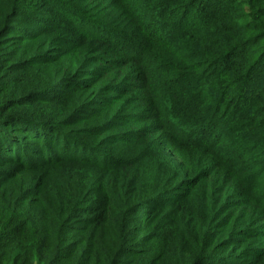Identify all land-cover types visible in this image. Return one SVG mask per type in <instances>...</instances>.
<instances>
[{
	"label": "trees",
	"instance_id": "obj_1",
	"mask_svg": "<svg viewBox=\"0 0 264 264\" xmlns=\"http://www.w3.org/2000/svg\"><path fill=\"white\" fill-rule=\"evenodd\" d=\"M211 3L0 0V264H264V8Z\"/></svg>",
	"mask_w": 264,
	"mask_h": 264
},
{
	"label": "rangeland",
	"instance_id": "obj_2",
	"mask_svg": "<svg viewBox=\"0 0 264 264\" xmlns=\"http://www.w3.org/2000/svg\"><path fill=\"white\" fill-rule=\"evenodd\" d=\"M209 1V0H208ZM211 4L215 6V4L219 5L218 7V12H220L221 9L229 10L230 8H234L233 13L238 17V14L242 16L240 19H236L238 22L244 24V25H249L252 21L250 19V14L252 11L256 9V11H260L264 8V0H211ZM232 4L233 6H229ZM211 5V6H212ZM214 11V9H213ZM208 11L203 12V14H206ZM225 13V12H224ZM258 28H251L249 31L245 33L246 36L248 37H256L258 36L257 32ZM258 47H264V41L261 39L257 43ZM9 51V49L7 50ZM20 50H18L19 54ZM18 54H16L13 60L17 59ZM246 68V67H245ZM259 72L256 71V74H262L261 77L263 76V79L256 77H253V79H248V80H243L240 81V86L243 88L245 84H254V87L257 88L258 90H264V59L262 64L260 65V69H258ZM29 74L26 73L25 71H17L15 73H10V75H4L0 76V103L6 102V107L9 108L8 111H11L10 113L13 112H20L21 110L26 111L28 110L27 107L24 108H17L15 105L18 106L17 102H14L15 98L17 95L14 94L16 90H25L27 89V82L29 79ZM261 79V80H260ZM258 81V83H255L254 81ZM16 86V90L13 91V86ZM33 108H40V106H37V103H33L32 105ZM54 107V106H51ZM58 112V110H57ZM89 171L87 167L81 166V165H72L68 167H62L60 169H57L55 171L56 177H65V178H74L77 175H84ZM57 191L56 187L50 188L46 194L45 197L52 202L54 198L57 196ZM25 220L19 219L17 222L21 223ZM16 222V223H17ZM18 223V224H19ZM168 224L167 221H160V223L154 222L151 227H149L146 232H154L156 236V241L155 244L157 247L154 248V253L159 254L165 247H168L170 249L171 247L170 244H173L174 241V234L173 232L168 229ZM50 225V224H44V226ZM84 224H82L83 226ZM164 227H160V226ZM99 229L97 226H94L91 228V234L94 237L98 235ZM163 253V252H161Z\"/></svg>",
	"mask_w": 264,
	"mask_h": 264
}]
</instances>
